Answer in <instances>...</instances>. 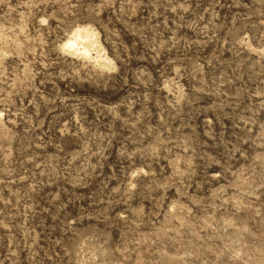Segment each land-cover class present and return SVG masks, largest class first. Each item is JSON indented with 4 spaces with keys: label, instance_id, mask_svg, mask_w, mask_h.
Wrapping results in <instances>:
<instances>
[{
    "label": "rangeland",
    "instance_id": "1",
    "mask_svg": "<svg viewBox=\"0 0 264 264\" xmlns=\"http://www.w3.org/2000/svg\"><path fill=\"white\" fill-rule=\"evenodd\" d=\"M0 264H264V0H0Z\"/></svg>",
    "mask_w": 264,
    "mask_h": 264
},
{
    "label": "bare ground",
    "instance_id": "2",
    "mask_svg": "<svg viewBox=\"0 0 264 264\" xmlns=\"http://www.w3.org/2000/svg\"><path fill=\"white\" fill-rule=\"evenodd\" d=\"M91 34L88 29H77L71 37H69L65 43L66 49L69 50H74L77 48L78 51L82 54H88L89 49H88V44L92 42L93 39H91ZM93 37V36H92ZM73 44L75 45L74 47H68V45ZM79 46H82L78 48ZM76 50V51H77ZM74 52V51H73Z\"/></svg>",
    "mask_w": 264,
    "mask_h": 264
},
{
    "label": "clouds",
    "instance_id": "3",
    "mask_svg": "<svg viewBox=\"0 0 264 264\" xmlns=\"http://www.w3.org/2000/svg\"><path fill=\"white\" fill-rule=\"evenodd\" d=\"M75 45H73V44H70V45H68V47H74Z\"/></svg>",
    "mask_w": 264,
    "mask_h": 264
}]
</instances>
